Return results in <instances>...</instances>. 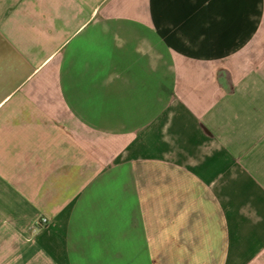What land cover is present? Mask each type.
<instances>
[{
	"label": "crops",
	"instance_id": "obj_1",
	"mask_svg": "<svg viewBox=\"0 0 264 264\" xmlns=\"http://www.w3.org/2000/svg\"><path fill=\"white\" fill-rule=\"evenodd\" d=\"M0 264H264V0H0Z\"/></svg>",
	"mask_w": 264,
	"mask_h": 264
},
{
	"label": "built area",
	"instance_id": "obj_2",
	"mask_svg": "<svg viewBox=\"0 0 264 264\" xmlns=\"http://www.w3.org/2000/svg\"><path fill=\"white\" fill-rule=\"evenodd\" d=\"M46 223H47V220H46V219H41V220L37 223V225H36V229H38V228H40V227L46 225Z\"/></svg>",
	"mask_w": 264,
	"mask_h": 264
}]
</instances>
